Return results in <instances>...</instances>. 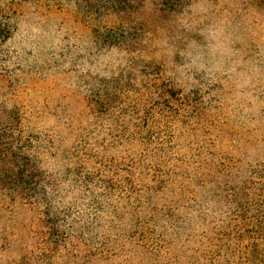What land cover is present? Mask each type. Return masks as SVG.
<instances>
[{
    "label": "rangeland",
    "instance_id": "374dc122",
    "mask_svg": "<svg viewBox=\"0 0 264 264\" xmlns=\"http://www.w3.org/2000/svg\"><path fill=\"white\" fill-rule=\"evenodd\" d=\"M119 23L0 0V113L46 177L31 203L0 194V264L236 262L220 237L264 161V0H146L136 48L99 45Z\"/></svg>",
    "mask_w": 264,
    "mask_h": 264
},
{
    "label": "trees",
    "instance_id": "16d2710c",
    "mask_svg": "<svg viewBox=\"0 0 264 264\" xmlns=\"http://www.w3.org/2000/svg\"><path fill=\"white\" fill-rule=\"evenodd\" d=\"M57 5L73 4L77 10L93 22L115 16L121 20L118 26L97 25L94 35L103 47L136 48L140 42L134 19L146 0H48ZM172 11L181 10L190 0H156ZM2 113V112H1ZM0 113V194L10 198L21 197L32 202L40 197L46 177L35 157L23 151V145L15 134L16 121ZM10 118V116H9ZM233 213L239 223L221 233V249L224 238L232 240L230 250L235 264H264V161L249 166L245 180L231 188ZM58 240L49 245L48 254L58 249ZM47 256L49 257V255ZM40 258V257H39ZM38 260H41V258ZM230 261V260H228ZM21 264H33L31 259ZM44 264H54L45 261Z\"/></svg>",
    "mask_w": 264,
    "mask_h": 264
}]
</instances>
